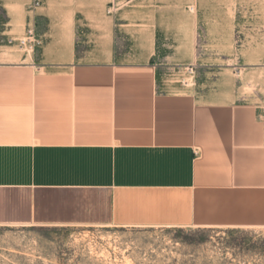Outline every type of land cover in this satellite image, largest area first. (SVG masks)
<instances>
[{
	"label": "crops",
	"instance_id": "0c3cea01",
	"mask_svg": "<svg viewBox=\"0 0 264 264\" xmlns=\"http://www.w3.org/2000/svg\"><path fill=\"white\" fill-rule=\"evenodd\" d=\"M31 2L0 0V35L41 41L0 45L20 53L0 60V233L264 229V16L244 0Z\"/></svg>",
	"mask_w": 264,
	"mask_h": 264
},
{
	"label": "rangeland",
	"instance_id": "374dc122",
	"mask_svg": "<svg viewBox=\"0 0 264 264\" xmlns=\"http://www.w3.org/2000/svg\"><path fill=\"white\" fill-rule=\"evenodd\" d=\"M244 1L264 16V0ZM0 40L4 41L1 45H8L4 35ZM131 196L116 194L121 199ZM0 264H264V229L116 228L36 230L29 235L0 233Z\"/></svg>",
	"mask_w": 264,
	"mask_h": 264
},
{
	"label": "built area",
	"instance_id": "2783aa9c",
	"mask_svg": "<svg viewBox=\"0 0 264 264\" xmlns=\"http://www.w3.org/2000/svg\"><path fill=\"white\" fill-rule=\"evenodd\" d=\"M40 5V1L39 0H35V2H33V4H31L30 6V10H33L37 7H39ZM3 40H0V45L3 43ZM5 43L8 45H12V44H17V46L19 47H34V46H40L41 45V41L40 39H38L35 34L34 31L32 29H27L25 36L20 39L19 41H15L12 39H7L5 40Z\"/></svg>",
	"mask_w": 264,
	"mask_h": 264
},
{
	"label": "bare ground",
	"instance_id": "6f19581e",
	"mask_svg": "<svg viewBox=\"0 0 264 264\" xmlns=\"http://www.w3.org/2000/svg\"><path fill=\"white\" fill-rule=\"evenodd\" d=\"M254 52L252 50L247 52V55L249 56V58H252V54ZM0 60L9 61V62L19 61L20 53H16V52L3 53L0 55ZM229 100H231L230 92H223L221 95L211 98V101H214V102H228Z\"/></svg>",
	"mask_w": 264,
	"mask_h": 264
}]
</instances>
